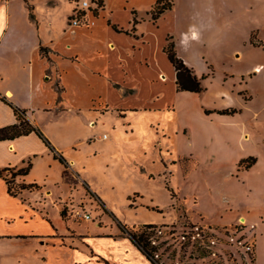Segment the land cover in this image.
<instances>
[{"label": "rangeland", "instance_id": "1", "mask_svg": "<svg viewBox=\"0 0 264 264\" xmlns=\"http://www.w3.org/2000/svg\"><path fill=\"white\" fill-rule=\"evenodd\" d=\"M126 1L135 8L138 19L143 20L153 3V0H110L120 27H126L130 20L128 10H124ZM170 2L175 9L165 15L158 30L147 22H143L141 30L155 40H161L167 33L173 35V43L176 42L174 37H181L183 47H177V55L192 63L197 73L204 70L202 86L206 90L200 94L176 92L169 79L171 71L162 61L160 68L168 80L157 85L150 82L154 75L151 68L141 70L134 65L136 93L133 98L104 94L109 109L117 104L139 108L151 103L149 100L155 93L160 98L154 104L160 107L138 112L113 109L103 115L81 112L77 117L69 113L60 122L75 131L74 137L80 142L61 156L73 162L70 166L83 182H79L69 167L68 175L72 180L65 181L59 172L60 166L64 170V164L58 159H43L33 167L29 162L30 169L22 179L37 188L16 197L37 208L38 212H48L52 220L64 211L79 231L89 228L117 233L125 227L137 232L143 225H153L174 226L179 234L181 226L202 223L213 227V232L223 239H228L227 235L219 230H230L237 222L216 224L220 219L232 221L237 218V211L249 209V204H264V164L248 173L241 172L243 166L238 168V163L233 168V159L238 154H260L259 145L251 139L241 144L238 140L235 143L231 139L227 141V134L238 131L240 122L211 121L202 114L204 110L234 107L241 110L243 119H247L264 110L263 78L257 75L250 81L246 88L252 99L243 100L231 93V89L238 92L235 86L239 79H234L232 87L231 78L225 75L244 73L254 64L264 63L263 51H246L242 58L234 57L243 51L247 30L259 29L264 39V0H222L227 26L223 33L215 32L216 29L205 30L207 25L201 23L202 26L189 29L187 35L198 38L193 36V42L185 46L188 39L182 33L189 26H198V12L208 0ZM252 36L256 39V32ZM160 83L163 84L161 88L158 87ZM242 94L246 99L250 96L247 92ZM90 118L93 121L88 124ZM4 176L10 177L7 172ZM83 215H89L90 219L83 220ZM97 223L101 225L100 230L94 227ZM247 230L239 231L235 237H241ZM253 233L258 238L260 255H256L253 263L248 262L264 264V231L262 237L257 229L251 230L249 235ZM249 235L245 239L250 238ZM225 250L219 259L193 250L191 255L184 253L181 261L183 264H244L234 248L226 246ZM5 255H8L7 250Z\"/></svg>", "mask_w": 264, "mask_h": 264}, {"label": "crops", "instance_id": "2", "mask_svg": "<svg viewBox=\"0 0 264 264\" xmlns=\"http://www.w3.org/2000/svg\"><path fill=\"white\" fill-rule=\"evenodd\" d=\"M157 1L153 0L149 10L146 11L145 21L142 18L138 19L137 11L126 1L124 10H128L130 20L126 27H120L114 16L116 9L109 5L110 0H101L102 7L86 17L88 21H93V24L87 25L82 21L77 28L70 31L68 21L74 7L71 0L65 2L26 0V3L23 0H0V96L5 97L17 108L26 110L27 119L41 131L60 155L66 150H72L80 142L74 137L75 131L69 130L60 122L67 118L69 113L77 117L81 112L103 115L113 109L125 112L158 109L160 105L154 104V101L160 98L158 93L151 95L149 100L151 103L143 104L139 108L134 105L117 104L113 109H109L108 98L105 97L106 94L116 93L118 98H133L137 91L132 72L134 65L141 70L152 69L154 75L151 83L157 85L159 82H166L168 77L161 70L160 61L169 67L171 71L169 79L175 89V71L163 53L166 38H172L173 35L167 33L161 40H155L141 30L143 22L149 23L152 28L158 30L165 15L174 11L175 5L153 22L149 12ZM174 2L176 3V0ZM27 4L31 7L33 20L29 17ZM248 10L252 11L250 7ZM132 11L135 12V16ZM197 17L198 26H189L182 33L188 39L184 46L193 42L192 37L196 36H188L189 29L202 26L201 23L207 25L205 30L216 29L215 32L218 33H223L222 30L227 27L224 23L222 0H208V3L199 10ZM133 18L137 21L135 25ZM113 26L117 30H114ZM259 31V29L247 30L243 51L234 55L236 59L242 58L243 52L246 51L264 53V47L250 44L253 32L257 34L255 40L264 43ZM174 39L176 40L174 49L177 54V47L179 45L183 47V40L181 37ZM181 59L196 76L201 77L204 74V70L197 73L192 63L185 58ZM225 75L231 78L232 87L234 79H239V83L235 86L238 92L231 89V93H236L243 100H250L252 96L246 87L257 75L263 78L264 82V63L254 64L244 73ZM161 83L159 88L163 87ZM128 90L132 93H127ZM242 92H247L249 98H244ZM102 108H104L103 112ZM228 108L236 109L237 113L205 115L202 111V114L211 121L240 122L238 131L227 134V141L231 139L234 143L236 140L242 143L251 139L259 145L257 148L260 154L241 153L233 159L234 168L241 159L254 157L255 164L250 169L241 171L248 173L256 166L264 164V110H259L250 118L243 119L240 116V109L234 107L223 109ZM92 121L93 119L90 118L88 124ZM14 123L16 119L13 110L0 100V128ZM224 140L226 141V138ZM43 159L56 161L53 153L34 133L13 140L0 141V264H152L127 234L121 231L111 233L91 231L89 228L79 231L72 226L75 222L65 216L64 211L61 210V216L52 220L48 212H38L37 208L29 203L10 196L3 180L4 173L7 172L5 169L18 170L25 167L26 162L32 163L33 167ZM67 163L82 183L83 180L70 166L73 162L69 160ZM59 172L61 175L63 167L60 166ZM62 178L60 180L63 183ZM16 180L28 184L25 182L26 179ZM25 191L28 190H23L21 193ZM47 193L50 194V191ZM249 205V209L241 213L237 211L236 219L227 222L220 219L216 224L236 223L243 219L246 223L254 224L259 236L262 237L264 204L260 202ZM94 227L100 230L101 225L97 223ZM257 240L258 238L255 242V257L260 255Z\"/></svg>", "mask_w": 264, "mask_h": 264}, {"label": "built area", "instance_id": "3", "mask_svg": "<svg viewBox=\"0 0 264 264\" xmlns=\"http://www.w3.org/2000/svg\"><path fill=\"white\" fill-rule=\"evenodd\" d=\"M73 4L68 30L73 31L82 21L87 25L93 24V21H88L86 17L100 9L98 0H73ZM82 218L83 220L90 219L89 215H83ZM246 228L248 230L244 235L235 237L236 233ZM253 229H256L254 224L240 219L230 230H219L227 235L228 239H223L213 232V227L202 223L181 226L179 234H176L174 226L172 228L154 227L146 231L143 253L152 264H183L181 256L184 253L191 255L193 250H200L212 258L219 259L221 255L223 256L227 246V248H234L244 264H249L248 261L253 263L255 260L256 234L249 235ZM248 235L250 238L245 239Z\"/></svg>", "mask_w": 264, "mask_h": 264}, {"label": "trees", "instance_id": "4", "mask_svg": "<svg viewBox=\"0 0 264 264\" xmlns=\"http://www.w3.org/2000/svg\"><path fill=\"white\" fill-rule=\"evenodd\" d=\"M26 3V0H23ZM100 8L102 7V2L98 0ZM170 0H158L153 8L150 10L149 14L151 16V20L155 22L158 17L165 11L170 10L172 4H170ZM27 9L29 11V17L33 20V15L31 14V7L27 4ZM132 14L135 16V12L132 11ZM137 23L136 19L133 18V25ZM114 30H117L116 27L113 26ZM250 44L253 46H262L264 47V43L260 41H256L254 37L251 35ZM163 53L166 55L168 62L171 64L175 71V90L176 92H188L193 94H199L205 90L202 86V80L204 77L198 78L193 70L189 68L184 61L179 58L174 49V43L171 41L170 37L166 38V44L163 47ZM0 100L5 104L9 105L13 110L15 115L16 123L0 128V141L5 140H13L15 138L26 136L30 133L36 134L44 144L49 148V150L53 153V157L58 159L62 164H64V170L62 172L64 179H69L68 175V165L62 156L57 153L54 148L50 145L49 141L43 136L41 131L33 126L31 122L26 117V110L19 109L16 106L12 105L10 102L6 100L5 97L0 96ZM205 115H209L211 113H216L218 115H234L237 113L236 109L228 108L223 110H214V111H203ZM256 162V159L252 156L241 159L238 162V168L243 166V171L250 169ZM31 164L28 162L25 167L20 168L18 170H14L12 168H6L5 171L10 175L9 178L4 177V183L6 185V191L10 196L16 197L23 190H32L37 188L35 184H24L22 181L17 182V178H21L25 176ZM153 225H143L140 230L137 232H130L125 227H121V232L127 234L132 243L139 249V251L143 253V247H145L146 241V231L147 229L154 228Z\"/></svg>", "mask_w": 264, "mask_h": 264}]
</instances>
